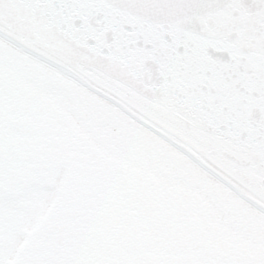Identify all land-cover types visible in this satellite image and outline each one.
<instances>
[{
    "label": "water",
    "instance_id": "obj_1",
    "mask_svg": "<svg viewBox=\"0 0 264 264\" xmlns=\"http://www.w3.org/2000/svg\"><path fill=\"white\" fill-rule=\"evenodd\" d=\"M0 36L264 211V0H0Z\"/></svg>",
    "mask_w": 264,
    "mask_h": 264
},
{
    "label": "flooded vegetation",
    "instance_id": "obj_2",
    "mask_svg": "<svg viewBox=\"0 0 264 264\" xmlns=\"http://www.w3.org/2000/svg\"><path fill=\"white\" fill-rule=\"evenodd\" d=\"M61 115L44 99L0 109V214L24 226L8 264H264L240 250L187 187L125 169ZM60 173L63 188L51 195ZM36 194L45 203L28 196ZM9 231H0V244Z\"/></svg>",
    "mask_w": 264,
    "mask_h": 264
},
{
    "label": "bare ground",
    "instance_id": "obj_3",
    "mask_svg": "<svg viewBox=\"0 0 264 264\" xmlns=\"http://www.w3.org/2000/svg\"><path fill=\"white\" fill-rule=\"evenodd\" d=\"M0 51L10 53L33 67L48 84V93L59 97L63 95L67 100L63 101L64 108L75 127L97 147L127 163H131L134 150L145 154L149 159L147 169L158 178L176 172L179 178L205 182L209 191L199 187V194L210 200L218 195L225 206L233 205L246 221L264 230V212L259 207L107 97L27 54L1 36Z\"/></svg>",
    "mask_w": 264,
    "mask_h": 264
},
{
    "label": "rangeland",
    "instance_id": "obj_4",
    "mask_svg": "<svg viewBox=\"0 0 264 264\" xmlns=\"http://www.w3.org/2000/svg\"><path fill=\"white\" fill-rule=\"evenodd\" d=\"M19 60L20 59L10 53L0 51V109H27L40 105L42 99L46 100V102H48L53 109L58 108L62 112L63 115H61V119L59 120L67 127H71L76 136L82 139H87L88 144L91 147L97 148L98 151L107 155L115 163L120 164L125 169L143 173L150 179L157 182L160 186L180 187L183 185L184 187H187V190L195 197L194 201L204 204L208 208L211 213L210 216L212 222L214 224H218L220 228L225 230V233L228 236L235 238V242L239 244L240 250L253 255L264 256L263 228L246 221V219L239 214L233 205L225 206L223 199H221L218 195L213 197L214 200H210L204 195L199 194L197 192L199 187L203 188L205 191H209V186L205 182L195 181L190 178H179L176 172H171L164 178H158L147 169L149 159L145 154L134 150L131 163H127V161L124 162L121 158L118 159L111 156L103 148L97 147L84 133L80 132L75 127L73 119L64 108L65 106L63 101H67L64 96L61 95L59 97L48 93L46 91L48 84L43 77L40 76L39 73L29 64H25ZM6 75L13 76V80L8 82L5 78ZM16 131L17 130H13L11 135H17L18 132ZM61 175L62 173L57 174L56 183H54L52 187L50 186V189L47 190V192L51 195H55L61 188H63ZM28 196L34 198L36 202L45 203V200H40L37 194ZM13 221L12 217H6L4 214L3 216L0 214V231H7L8 229L11 230L9 231L11 237L5 238L6 242L0 244V264H8L7 260H11L15 256L16 247L18 243L21 242V239H18V236L22 233L24 226L17 228L16 222L14 223ZM120 234L124 235V232L121 229ZM252 237L254 239H251ZM128 244L129 246L138 247V244L136 243L129 242ZM128 244H120L121 249L128 247ZM137 251L138 250H135V254H137Z\"/></svg>",
    "mask_w": 264,
    "mask_h": 264
}]
</instances>
